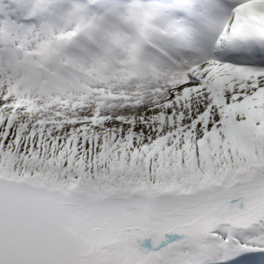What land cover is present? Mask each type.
<instances>
[{
  "label": "snow or ice",
  "instance_id": "snow-or-ice-1",
  "mask_svg": "<svg viewBox=\"0 0 264 264\" xmlns=\"http://www.w3.org/2000/svg\"><path fill=\"white\" fill-rule=\"evenodd\" d=\"M117 17L64 0L0 17V264H254L231 233L264 229V67L176 59L175 32ZM229 29L264 42V0H238L218 44Z\"/></svg>",
  "mask_w": 264,
  "mask_h": 264
},
{
  "label": "clouds",
  "instance_id": "clouds-1",
  "mask_svg": "<svg viewBox=\"0 0 264 264\" xmlns=\"http://www.w3.org/2000/svg\"><path fill=\"white\" fill-rule=\"evenodd\" d=\"M102 14L108 16L109 19L116 20L117 14L118 15H128L129 13H134L137 16L141 17L142 19L146 20L149 24L154 25L156 29H159V32L161 35L164 33L170 32V29L166 26L160 25L158 20L153 14H150L146 11H144L142 8L136 6V5H127V4H107L101 6ZM228 20L226 19L224 21V24ZM166 38V37H165ZM146 57L151 58L152 56H158L160 55L158 52H155L154 49H152L149 46H146ZM199 55V53L195 54L193 57Z\"/></svg>",
  "mask_w": 264,
  "mask_h": 264
},
{
  "label": "rangeland",
  "instance_id": "rangeland-1",
  "mask_svg": "<svg viewBox=\"0 0 264 264\" xmlns=\"http://www.w3.org/2000/svg\"><path fill=\"white\" fill-rule=\"evenodd\" d=\"M7 0H0V11L4 14L5 12L11 11L12 7L8 6ZM26 61L29 66H35L37 68H43L44 65L47 63V58L44 54V49L41 46H37L32 48L29 52L26 53ZM23 63V61H22ZM32 73L25 72L21 75L20 80L17 82L18 84H23L27 79L31 78ZM47 81H42L39 84V88L42 90L45 86ZM147 242V239L144 241ZM259 251V250H257ZM257 264H261L259 261Z\"/></svg>",
  "mask_w": 264,
  "mask_h": 264
},
{
  "label": "bare ground",
  "instance_id": "bare-ground-1",
  "mask_svg": "<svg viewBox=\"0 0 264 264\" xmlns=\"http://www.w3.org/2000/svg\"><path fill=\"white\" fill-rule=\"evenodd\" d=\"M159 24L163 25L161 23H159ZM180 24H184V23L182 21H180ZM188 30H189V28H188ZM170 51L175 53L174 58H176V59H179L181 57H189V52L187 51L186 46L177 47V46L173 45L172 48L170 49ZM221 52L222 51L220 49H217L216 55H218ZM225 56H227V55L226 54H219L217 59L224 58ZM262 56H264V53L259 52V50H258L257 53L255 54V57H254V62L260 67H264V61H262V59H261ZM232 59L234 60V58H232ZM244 59H248L247 62H249V58L247 56H244ZM235 61L241 62V60H238L236 58H235ZM243 62H245V61L243 60Z\"/></svg>",
  "mask_w": 264,
  "mask_h": 264
},
{
  "label": "trees",
  "instance_id": "trees-1",
  "mask_svg": "<svg viewBox=\"0 0 264 264\" xmlns=\"http://www.w3.org/2000/svg\"><path fill=\"white\" fill-rule=\"evenodd\" d=\"M215 257H217V251L214 253H210V254H202L199 255L198 257H196L195 259V264H203V263H207V259L212 258L215 259ZM203 262V263H202Z\"/></svg>",
  "mask_w": 264,
  "mask_h": 264
}]
</instances>
